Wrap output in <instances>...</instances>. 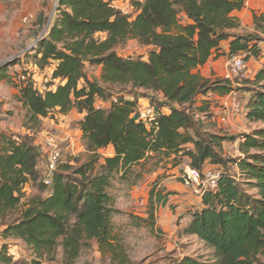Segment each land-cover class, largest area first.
Instances as JSON below:
<instances>
[{"label": "trees", "instance_id": "16d2710c", "mask_svg": "<svg viewBox=\"0 0 264 264\" xmlns=\"http://www.w3.org/2000/svg\"><path fill=\"white\" fill-rule=\"evenodd\" d=\"M113 1L59 0L51 23L38 20L37 37L46 31L33 50L34 66L40 71L54 67L51 81L58 84L54 91L40 92L32 76L18 74L24 77L16 85L25 110L23 127L37 132L52 112L84 114L77 125L87 158L75 167L59 164L47 187L33 137L1 131V238L26 245L32 252L28 264L54 262L58 249L60 264H76L91 242L102 264H136L114 233L112 217L119 211L108 189L116 174L124 180L141 162L174 155L175 165L183 158L191 168L202 170L210 163L221 171L217 188L201 197L202 208L185 230L212 249V261L185 258L175 264H264V127L244 135L239 157L230 159L222 144L231 138L204 130L190 109L198 95L225 96L234 90L231 80H205L195 72L221 42L231 39L229 56L258 58L257 44L264 40L232 32L238 27L232 14L245 0H131L138 11L133 18L112 8ZM254 23L264 35V16H255ZM130 40L148 51L145 60L118 54ZM86 65L100 67L98 79H88ZM247 86L246 120L264 125V61ZM113 95L109 109L95 107L97 99ZM126 95L149 97L169 113L159 112L146 127L134 118L136 102ZM109 146L113 156L102 158L100 150ZM27 184L35 185L37 193L26 197ZM153 195L159 204L167 202L161 190ZM154 211L148 212L149 226ZM0 264H15L5 243Z\"/></svg>", "mask_w": 264, "mask_h": 264}, {"label": "rangeland", "instance_id": "374dc122", "mask_svg": "<svg viewBox=\"0 0 264 264\" xmlns=\"http://www.w3.org/2000/svg\"><path fill=\"white\" fill-rule=\"evenodd\" d=\"M57 5L58 0H0V132L4 128L8 130V133L21 136L28 134L33 137L34 143L41 147V143L47 135L58 134L67 130L71 133L72 145L69 146L68 143H65V150L62 151L59 164L75 167L87 158L84 141L76 133L77 124L75 120H71L67 126L66 123L62 122L56 127L54 121L46 123V121L41 120L40 129L32 133L23 127L25 110L14 99L18 89L16 85L19 84V76L23 72L33 76V80L43 92L44 89L49 90L57 85L56 81L52 82L49 78L46 71L49 68L42 71L37 68L35 71L33 70L35 52H32L34 48L31 47L37 39V35L40 34L41 29L38 28L37 24L39 18L40 21L44 18L48 19L47 25L51 23L56 16ZM25 17L29 20L24 21ZM241 30L244 31L242 34H255L264 40V35L259 30L256 31L254 18L252 24L246 23L241 27ZM102 36L99 35V37ZM257 50L259 56L264 53V41L257 44ZM117 52L127 58L145 60L148 51L138 45L136 41L130 40L124 46L119 47ZM240 54H243L246 61V77L232 82L235 86L236 84L246 86L251 79V72L254 67L258 66V63L257 58L252 55ZM86 75L90 80L98 79L100 67L86 65ZM51 84L52 86H50ZM83 85L84 83L81 81L80 87ZM113 98L116 99V95L107 101L97 99V106L102 107L101 105L104 103L107 107L108 102H111ZM234 100L241 102L240 99ZM226 105L222 106L223 110ZM218 106L217 100H214L212 96L198 95L190 109L200 126L204 130H209L211 127H215V112L213 111ZM202 107H205L206 111H197V108ZM244 109L243 113L246 111ZM251 125L253 126L250 127V131L264 127L261 124ZM240 135L231 136V139L223 142L222 145H225L226 153L224 150L223 152L226 157L230 159L239 157L233 145ZM101 156L105 158L104 155L101 154ZM150 156L153 157L154 155ZM174 158L175 156L172 155L169 158L160 156L147 159L133 167V173L128 174L124 180L121 178V174H116L108 189L113 199V206L119 211L112 217L114 233L119 236L130 259L136 264L141 261L150 264H175L185 258H194L206 263L212 261V249L197 239L196 236L185 233L192 220V214L200 210L197 200L199 195L193 189H189V197L184 200L175 198V196H179L176 191L165 195L162 192L167 201L164 205L156 202V195L151 198V192L154 190H162L161 188H166L165 186L170 188L168 186L170 184H180L182 169L187 165V160L182 158L180 164L175 165ZM43 164L44 160H40L38 163L39 171ZM23 192L26 197L32 196L37 193V188L33 184H27ZM250 193L255 194V190H250ZM180 199L182 200L180 203L174 201ZM152 208L155 210L154 225L149 226L147 223L150 220H148L147 215ZM3 243L7 244L8 254L12 256L15 264H28L32 252L26 245L20 240L11 238L4 240L0 236V248ZM60 261L61 251L58 249L55 261L45 264H60ZM76 264H102L96 243L91 242L90 248L83 250Z\"/></svg>", "mask_w": 264, "mask_h": 264}, {"label": "crops", "instance_id": "0c3cea01", "mask_svg": "<svg viewBox=\"0 0 264 264\" xmlns=\"http://www.w3.org/2000/svg\"><path fill=\"white\" fill-rule=\"evenodd\" d=\"M264 16V0H245V4L244 7L240 10V11H236L232 14V16L234 18H236L237 23H238V27L234 30H232V32L238 33V34H242L244 33L243 30H241V27H243L246 23L247 24H252L253 23V18L254 16ZM230 40L228 41H223L220 43L219 46V50L215 51L213 53V55L211 56V58L207 61V63L201 67H199L195 72L203 79L205 80H215V79H224L225 75H226V64H227V59L229 57V44H230ZM252 58V57H251ZM250 58V59H251ZM258 66L254 67L253 71L251 72L252 76L250 81H252L255 77V75L258 73V71L260 70L261 66H262V62L264 61V53H261V55L256 59ZM251 62V61H249ZM248 64H251L249 63ZM32 67H34V71L36 70V66H34V62L32 64ZM54 67H51L49 69H45L48 72L49 78L51 77V74L53 72ZM233 87L234 90L231 91L228 95L225 96H217L211 93H207L206 96H212L214 100H217V103L219 104V106L214 109L213 112H215V127H211L209 130V132L214 133V134H219L222 136H226L227 138H230L231 136H236L241 134L238 138L237 141L234 143L233 148H236L237 153L238 152V145L240 142L243 141V136L244 135H248L250 131V127L253 126L251 124H249L246 120V114H247V106L250 100V93L246 90L247 85L246 86H241L239 84H236V86L233 83ZM13 91V90H12ZM19 96V89H17V92L15 93L14 99L16 100V102L18 104H21L20 102H18L17 97ZM150 96V95H149ZM153 97V96H151ZM156 98V100H158L160 97L157 95L156 97H154V99ZM233 98L236 99H240V101L242 102V106L245 108H243L244 110H246L242 116L239 117H234V118H230L227 122H225L224 124L222 122H220L218 120V115L222 110V106L225 104H229L231 102V100ZM124 99L126 100H130V101H135L136 102V111H135V116L134 118L137 120V112L140 108H145L147 106H153L155 107V109L163 114H168L169 110L167 109V107L165 106H159L157 104V102H152V100L149 97H140L137 96L136 98L133 96H126ZM112 101H115V99L113 98ZM111 101V102H112ZM111 102L109 101L106 107V104L102 103V107H98L97 106V102H95V107L96 108H102V109H109ZM84 117V114H78L75 110L71 111L69 114L67 115H62L58 112H52L48 115L47 118L42 119L43 121H46V123H48L49 121L52 122L54 121L55 127L58 126L57 124L60 123H66V126L70 123L71 120H75V123L77 124L78 122H80ZM77 130L76 133L78 135H80L81 139H82V134L81 131L78 128V125H76ZM2 132H8L7 129H2ZM10 130H13L12 128H10ZM221 130V132H219ZM13 132V131H12ZM15 132V131H14ZM243 132V133H242ZM223 133V134H222ZM57 134V133H56ZM59 137L66 139L69 143V146H71L72 144V139H71V133L68 132L67 130L65 132H59L57 134ZM225 148V145L223 146V150ZM224 152L226 153V151L224 150ZM102 155H104V157H111L113 156V148L112 146H109L105 149L100 150V152ZM43 168V167H42ZM214 168H219V166L217 165H212L210 163H206L203 170H208V169H214ZM40 171L42 172L43 170L40 168ZM170 188H168L167 186H165L166 188H161L162 192H164L165 194H168L170 192H174L176 191V193L180 196H175V198H181V199H187L189 196V189L185 188L181 183L180 184H170L168 185ZM159 191V190H158ZM168 198V197H167ZM174 200L176 203H180L182 202V200ZM198 200V207H200V209L202 208V199L199 196L197 198ZM190 215V214H189ZM157 217V216H156ZM2 230V228H0V231Z\"/></svg>", "mask_w": 264, "mask_h": 264}, {"label": "built area", "instance_id": "2783aa9c", "mask_svg": "<svg viewBox=\"0 0 264 264\" xmlns=\"http://www.w3.org/2000/svg\"><path fill=\"white\" fill-rule=\"evenodd\" d=\"M59 1V0H58ZM141 1V0H137ZM112 8L118 10L123 15L133 18L136 16L138 11L132 5L131 0H114L111 3ZM56 14V13H55ZM27 17L24 21H28ZM48 27V26H47ZM46 31V29H45ZM45 31L37 37L34 43L31 45L34 49L37 46L38 41L45 35ZM33 52V51H32ZM37 68V67H36ZM246 77V61L243 54L229 56L226 64V75L225 78L228 80H240ZM24 79V77H20ZM51 79V77H50ZM33 80V76H32ZM34 81V80H33ZM58 84V81H56ZM36 88H38L36 82L34 81ZM55 88L49 90H55ZM44 91H47L44 89ZM224 106L218 115V120L223 124L227 122L230 118L239 117L243 115L242 103L234 100ZM158 111L153 106H147L145 108H140L137 112V119L144 123L146 127H150L152 122L156 119ZM65 143H68L66 139L59 137L57 134H49L45 137L41 143L40 149V160H44L42 168V181L47 187L51 185V181L55 170L57 169L60 161L62 151L65 150ZM69 144V143H68ZM221 175V171L218 168L208 169V170H197L186 165L182 169L180 176V183L188 189H193L194 192L202 197L205 193L215 190L218 186V181Z\"/></svg>", "mask_w": 264, "mask_h": 264}]
</instances>
